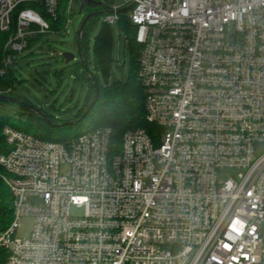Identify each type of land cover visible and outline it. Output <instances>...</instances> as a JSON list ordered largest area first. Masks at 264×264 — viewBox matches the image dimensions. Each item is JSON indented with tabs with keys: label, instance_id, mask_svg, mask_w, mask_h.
Returning <instances> with one entry per match:
<instances>
[{
	"label": "built area",
	"instance_id": "built-area-1",
	"mask_svg": "<svg viewBox=\"0 0 264 264\" xmlns=\"http://www.w3.org/2000/svg\"><path fill=\"white\" fill-rule=\"evenodd\" d=\"M94 1L106 25L136 28L154 129L117 147L110 128L59 144L5 127L0 264H264V0ZM63 4L65 35L81 0H0L1 75L56 35Z\"/></svg>",
	"mask_w": 264,
	"mask_h": 264
},
{
	"label": "trees",
	"instance_id": "trees-1",
	"mask_svg": "<svg viewBox=\"0 0 264 264\" xmlns=\"http://www.w3.org/2000/svg\"><path fill=\"white\" fill-rule=\"evenodd\" d=\"M110 4H112V2L111 0H108L107 6ZM78 12L79 10L75 11L73 16ZM91 12L92 10L88 9V15ZM67 18L66 6L63 4L57 22L51 24V30L56 36H64L63 33ZM94 19L95 17L88 20L83 32L81 41L82 61L78 60L73 62L70 70L74 81H80L83 85L88 87V96L84 106L78 110L75 117L67 120L53 119V117L47 115L44 109L38 110L37 114H31L30 123L27 126H22V124L16 123L10 118L2 119L0 121V155L7 151L5 139L2 135L3 129L7 126L40 140L59 144H67L84 134L92 133L103 128H110L113 131L112 139L117 147L120 146L122 137L127 130L143 129L151 134L154 127L146 122L145 94L143 87L138 80V57L140 46L136 41V28L133 27L130 21L125 17H121L118 21L119 27L126 33V42L130 45L133 52L132 68L127 82H117L113 89L110 87L105 88L101 86L100 78L101 75L105 78L107 77L113 63L111 29L108 25L107 27L103 26L98 33L95 40L94 55L91 58L87 34L88 28ZM38 38H40V36L29 42L27 50L31 48L33 42L38 40ZM5 40L6 35L0 33V72L3 68L2 48ZM33 54V51H30L29 54L25 56L24 54L18 55L16 56L15 61ZM62 62L64 63L63 58ZM16 65L17 64H15V66ZM15 66L9 69L5 75L0 74V92L5 94L4 96L10 98H17L16 87L23 82L20 81L19 76L21 74L19 69L15 68ZM68 67H70V64L65 66V68ZM65 68L60 71V73L55 72V74L62 78L63 73L66 71ZM95 81H97L101 88L100 99L94 109L88 114L87 118L81 123L54 128L39 114H44L47 120L55 125L79 120L95 98L97 92ZM13 211L12 195L2 181H0V232L6 230L10 225Z\"/></svg>",
	"mask_w": 264,
	"mask_h": 264
},
{
	"label": "rangeland",
	"instance_id": "rangeland-1",
	"mask_svg": "<svg viewBox=\"0 0 264 264\" xmlns=\"http://www.w3.org/2000/svg\"><path fill=\"white\" fill-rule=\"evenodd\" d=\"M118 7L124 6V0H111ZM88 9L83 14L72 16L73 25L64 36L46 34L40 36L33 42L31 48L24 52V56L33 51V55L17 59L15 68L19 69L21 85H17L16 93L18 103L0 100V121L10 118L16 123L27 126L30 123L31 114H37L38 110L44 109L48 116L53 119H71L75 117L87 99L88 87L80 81H74L71 76V67L65 68L62 62L63 53H73L77 55L76 38L79 27L88 14ZM105 15L95 17L88 28L87 39L89 40V53L91 58L94 55L95 40L103 26H106ZM111 29L113 44V63L107 77L101 75L100 83L102 87L114 88L117 82H127L132 68L133 52L126 42L125 31L119 27L118 23L108 26ZM79 57L77 56L78 61ZM63 77H59L55 72L64 70ZM101 95V93H100ZM105 97V96H104ZM100 99V97H99ZM44 115V114H43ZM46 117V116H45ZM46 121V120H45ZM66 169L63 170L65 172ZM241 171L224 170L220 174V179L228 181L238 180ZM33 219L24 217L20 220V228L17 235L25 237L29 234Z\"/></svg>",
	"mask_w": 264,
	"mask_h": 264
},
{
	"label": "water",
	"instance_id": "water-1",
	"mask_svg": "<svg viewBox=\"0 0 264 264\" xmlns=\"http://www.w3.org/2000/svg\"><path fill=\"white\" fill-rule=\"evenodd\" d=\"M101 7H102V4L99 3V2H96L94 0H81V6H80L78 14H80V15L83 14V12H84V10L86 8H92L93 9V8H101ZM130 9H131V7L127 8V9H124L122 11H119V13H122L124 11H128ZM105 14H107V13L99 10V12L90 13L89 15H87L84 18V20L82 21V23H81V25L79 27L78 34H77V39H76L77 55H75L73 53H63L62 54V58L64 59L65 65H69L70 63L75 62V60L77 59V56L79 57L78 60L82 61L81 41H82L83 32H84V29H85V27L87 25V22H88V20H90L93 17H97V16H101V15H105ZM95 85H96V90H97L95 98L92 101V103L90 104V106L88 107L87 111L83 114V116L79 120L73 121V122H67V123H64V124H61V125H55V124H52L50 121H48L47 118L45 117V115H43L42 113H39V114L41 115V117L44 120H46L54 128H57V127H60V126L76 125V124L81 123L82 121H84L87 118L88 114L94 109V107L96 106V104L99 101L101 88L98 85L97 81H95ZM0 100H5V101H11V102H14V103H18L17 99L10 98V97L4 96V95H0Z\"/></svg>",
	"mask_w": 264,
	"mask_h": 264
},
{
	"label": "flooded vegetation",
	"instance_id": "flooded-vegetation-1",
	"mask_svg": "<svg viewBox=\"0 0 264 264\" xmlns=\"http://www.w3.org/2000/svg\"><path fill=\"white\" fill-rule=\"evenodd\" d=\"M86 10V9H85ZM92 10V12L91 13H96V12H99V10L97 9V8H93V9H91ZM88 11V10H87ZM88 14H86V16H87Z\"/></svg>",
	"mask_w": 264,
	"mask_h": 264
}]
</instances>
